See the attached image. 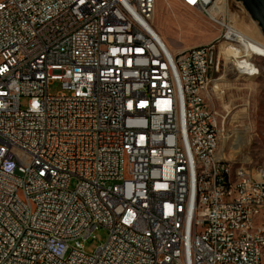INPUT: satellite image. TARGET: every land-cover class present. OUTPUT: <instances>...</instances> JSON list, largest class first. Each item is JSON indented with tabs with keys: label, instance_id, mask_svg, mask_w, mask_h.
I'll list each match as a JSON object with an SVG mask.
<instances>
[{
	"label": "built area",
	"instance_id": "2783aa9c",
	"mask_svg": "<svg viewBox=\"0 0 264 264\" xmlns=\"http://www.w3.org/2000/svg\"><path fill=\"white\" fill-rule=\"evenodd\" d=\"M157 4L0 0V264H264V168L220 153L215 46L168 50Z\"/></svg>",
	"mask_w": 264,
	"mask_h": 264
},
{
	"label": "rangeland",
	"instance_id": "374dc122",
	"mask_svg": "<svg viewBox=\"0 0 264 264\" xmlns=\"http://www.w3.org/2000/svg\"><path fill=\"white\" fill-rule=\"evenodd\" d=\"M221 16L224 18L225 14ZM154 27L172 52L215 46L208 106L218 118L219 150L234 168L254 169L255 174L264 164V58L254 59L259 71H244L241 77L236 71L237 61L228 58L222 49V28L207 14L190 9L179 0H158ZM258 27L264 36L259 24ZM50 90L55 94L60 88L55 84ZM27 102L22 100L23 108ZM107 238L108 233L99 230L95 238L85 243L86 252L93 253Z\"/></svg>",
	"mask_w": 264,
	"mask_h": 264
},
{
	"label": "bare ground",
	"instance_id": "6f19581e",
	"mask_svg": "<svg viewBox=\"0 0 264 264\" xmlns=\"http://www.w3.org/2000/svg\"><path fill=\"white\" fill-rule=\"evenodd\" d=\"M179 1L188 7V0ZM243 6L242 2L236 0H215L210 4L207 15L218 26L229 28L228 36L231 39H226V42L222 43L226 46L222 49L228 58L247 57L252 60L257 57L264 58V36ZM222 13L225 14L224 18L221 16ZM158 37L170 50L160 35ZM234 43L238 48L233 47ZM220 55L222 56L221 53ZM199 103H206V96H199ZM261 168H264V164L256 170L254 177H261ZM245 219H252V211H245ZM259 258H264V250H259Z\"/></svg>",
	"mask_w": 264,
	"mask_h": 264
},
{
	"label": "water",
	"instance_id": "95a60500",
	"mask_svg": "<svg viewBox=\"0 0 264 264\" xmlns=\"http://www.w3.org/2000/svg\"><path fill=\"white\" fill-rule=\"evenodd\" d=\"M248 10L251 17L258 22L264 33V0H238Z\"/></svg>",
	"mask_w": 264,
	"mask_h": 264
},
{
	"label": "snow or ice",
	"instance_id": "6c2138e0",
	"mask_svg": "<svg viewBox=\"0 0 264 264\" xmlns=\"http://www.w3.org/2000/svg\"><path fill=\"white\" fill-rule=\"evenodd\" d=\"M190 2H191V0H190ZM129 107H131V105H129Z\"/></svg>",
	"mask_w": 264,
	"mask_h": 264
}]
</instances>
